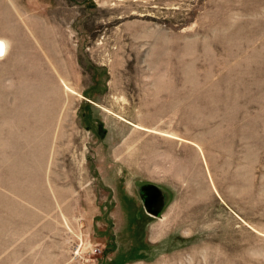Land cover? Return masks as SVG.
I'll return each instance as SVG.
<instances>
[{
  "label": "rangeland",
  "instance_id": "obj_1",
  "mask_svg": "<svg viewBox=\"0 0 264 264\" xmlns=\"http://www.w3.org/2000/svg\"><path fill=\"white\" fill-rule=\"evenodd\" d=\"M0 37V264H264V0H0Z\"/></svg>",
  "mask_w": 264,
  "mask_h": 264
},
{
  "label": "water",
  "instance_id": "obj_2",
  "mask_svg": "<svg viewBox=\"0 0 264 264\" xmlns=\"http://www.w3.org/2000/svg\"><path fill=\"white\" fill-rule=\"evenodd\" d=\"M153 189V194L151 196H148L147 198V210L148 212H153L156 215L159 214L161 211V205L163 203V192L157 188V187H152Z\"/></svg>",
  "mask_w": 264,
  "mask_h": 264
},
{
  "label": "bare ground",
  "instance_id": "obj_3",
  "mask_svg": "<svg viewBox=\"0 0 264 264\" xmlns=\"http://www.w3.org/2000/svg\"><path fill=\"white\" fill-rule=\"evenodd\" d=\"M0 42H2V53H0V56L5 55L6 48H7V42L5 39L0 37Z\"/></svg>",
  "mask_w": 264,
  "mask_h": 264
},
{
  "label": "snow or ice",
  "instance_id": "obj_4",
  "mask_svg": "<svg viewBox=\"0 0 264 264\" xmlns=\"http://www.w3.org/2000/svg\"><path fill=\"white\" fill-rule=\"evenodd\" d=\"M0 53H2V42H0Z\"/></svg>",
  "mask_w": 264,
  "mask_h": 264
}]
</instances>
